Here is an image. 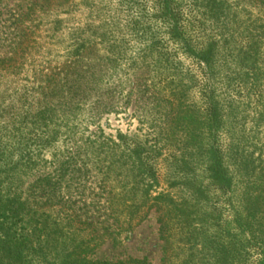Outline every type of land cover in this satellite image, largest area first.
Returning <instances> with one entry per match:
<instances>
[{"label": "trees", "instance_id": "obj_1", "mask_svg": "<svg viewBox=\"0 0 264 264\" xmlns=\"http://www.w3.org/2000/svg\"><path fill=\"white\" fill-rule=\"evenodd\" d=\"M13 1L25 41L83 21L62 69L0 103V264H149L90 255L151 213L162 264H264V0ZM129 105L139 131L105 134Z\"/></svg>", "mask_w": 264, "mask_h": 264}, {"label": "rangeland", "instance_id": "obj_2", "mask_svg": "<svg viewBox=\"0 0 264 264\" xmlns=\"http://www.w3.org/2000/svg\"><path fill=\"white\" fill-rule=\"evenodd\" d=\"M22 8H24V4L18 1L0 0V54L4 58L12 59V66L15 67V69L10 71L9 81L6 84L0 83V103L6 102L8 104V102H12V96L15 98L13 93L19 94L20 97H29L31 90L39 88L40 82L46 84L48 82L47 78L52 74H56L58 69H62L69 60L67 52L72 42L69 34L70 32L72 34V31L83 21L80 12L68 17L61 15L60 18L65 20V23L60 31L52 33L48 31V26H44L40 28L39 32L36 31L34 37L25 41V39L23 40L22 37H19L21 28L17 30L20 22L16 16L22 12ZM23 47L26 48L21 51ZM188 66L196 75L199 74L196 65L189 63ZM18 107H20V104L16 106V108ZM127 109V113H122L121 115L103 116L99 122L101 130L105 134L112 136L117 131L124 134L137 133L140 127L136 119H133L135 107L129 105ZM89 117V110L80 114L79 126L77 131L75 130L76 137L79 134L86 137L90 133L97 131V127L93 126L89 121ZM256 137L258 142L256 154L260 151L264 153V124ZM62 147L63 145L59 142L55 149L59 150ZM52 153L53 150L45 151L43 157L49 159ZM162 247L163 245L159 241L156 218L151 213L146 221L131 233L118 238L117 242L104 238L97 249L92 252L90 259L111 262L125 261L127 259H146L149 264H162ZM175 247H182V245L177 246L176 244ZM176 253H180L179 248ZM182 259L183 256L179 255V258L177 257L172 264H180ZM194 259L201 264L202 261L198 256Z\"/></svg>", "mask_w": 264, "mask_h": 264}]
</instances>
